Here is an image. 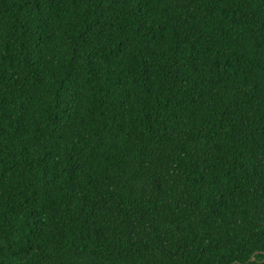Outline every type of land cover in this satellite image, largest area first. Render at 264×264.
Returning <instances> with one entry per match:
<instances>
[{"label": "trees", "instance_id": "trees-1", "mask_svg": "<svg viewBox=\"0 0 264 264\" xmlns=\"http://www.w3.org/2000/svg\"><path fill=\"white\" fill-rule=\"evenodd\" d=\"M0 264H264V0H0Z\"/></svg>", "mask_w": 264, "mask_h": 264}]
</instances>
